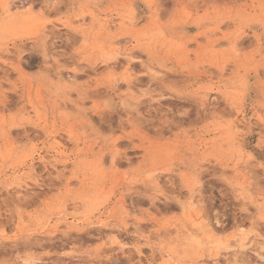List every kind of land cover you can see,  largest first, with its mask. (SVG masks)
Segmentation results:
<instances>
[{
  "label": "rangeland",
  "instance_id": "1",
  "mask_svg": "<svg viewBox=\"0 0 264 264\" xmlns=\"http://www.w3.org/2000/svg\"><path fill=\"white\" fill-rule=\"evenodd\" d=\"M165 255L264 264V0H0V264Z\"/></svg>",
  "mask_w": 264,
  "mask_h": 264
},
{
  "label": "bare ground",
  "instance_id": "2",
  "mask_svg": "<svg viewBox=\"0 0 264 264\" xmlns=\"http://www.w3.org/2000/svg\"><path fill=\"white\" fill-rule=\"evenodd\" d=\"M11 10H10V7L8 6V7H6V13L7 12H10ZM199 240V239H198ZM196 241V240H195ZM197 242V241H196ZM123 248V247H122ZM168 254V253H167ZM161 257V256H160ZM166 257V258H165ZM165 257L164 256H162V259L163 260H165V264H171V260H172V256H171V258L169 259L168 257H167V255H165ZM169 257H170V255H169Z\"/></svg>",
  "mask_w": 264,
  "mask_h": 264
}]
</instances>
